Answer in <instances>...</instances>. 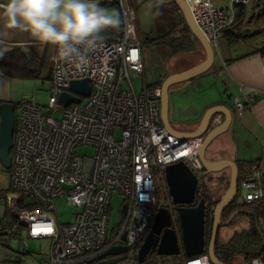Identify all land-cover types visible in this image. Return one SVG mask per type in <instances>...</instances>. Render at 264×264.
<instances>
[{
  "label": "built area",
  "instance_id": "1",
  "mask_svg": "<svg viewBox=\"0 0 264 264\" xmlns=\"http://www.w3.org/2000/svg\"><path fill=\"white\" fill-rule=\"evenodd\" d=\"M106 1L121 14L115 39L103 41L87 62L79 65L61 59L56 50L48 105H40L34 97L16 105L20 114L12 148V187L0 193L15 223L7 219L1 223L26 253V238L47 241L43 260L32 258L35 264H78L116 246L129 248L137 262L133 264H139L137 253L163 207L169 209L171 228L181 243L180 220L169 195L166 168L184 162L199 176L204 169L198 152L209 133L224 121L223 115L215 116L207 133L197 138L181 139L166 130L160 87L145 82L138 93L134 82L145 76L138 8L147 0ZM156 1L174 4L173 0ZM186 1L196 26L218 54L219 40L235 23L238 7L257 5V0H231L229 6L219 8L211 0ZM177 14L183 17L180 9ZM84 79L91 84L88 97L70 91L72 81ZM64 92L81 102L64 105L59 98ZM256 102L253 96L236 99L238 116L245 115ZM87 148H93V155L83 153ZM157 178L167 192L168 205L163 207ZM238 188V197L245 204L264 200L259 165L252 166L250 176L241 180ZM117 194L123 201L120 220L112 227V203ZM59 199H66L75 209L73 222L63 224L52 215ZM182 255L183 251L178 256ZM183 264L213 263L205 252Z\"/></svg>",
  "mask_w": 264,
  "mask_h": 264
},
{
  "label": "crops",
  "instance_id": "2",
  "mask_svg": "<svg viewBox=\"0 0 264 264\" xmlns=\"http://www.w3.org/2000/svg\"><path fill=\"white\" fill-rule=\"evenodd\" d=\"M105 1L106 0H100V4ZM211 1L219 8L227 6L220 0ZM0 2H2V0H0ZM114 8L116 9V7ZM257 12L258 10L251 11V8L248 7V18L251 17L252 13L256 14ZM168 21L167 23L161 20L159 22V26L162 27L163 32L169 31ZM258 28L263 29L261 25ZM258 28L256 27L255 22L249 23V19L239 27L233 25L229 28L232 33L238 35V38L236 40L233 38L231 39L232 42L228 44L230 46L228 49L232 48V46H243V50L239 54H228L229 58H225L220 53L221 61L217 66L214 63L213 68L206 72L205 75L194 78L195 81L192 88L199 90L201 92L199 96L201 97L192 98L191 96H184L180 98V103H182L183 100L186 101L184 103L187 105L185 116L178 113V109L180 107L177 104L180 99L178 101L174 100L172 104L171 117L175 129L182 132H195L198 129L205 113L209 109L218 106L226 107L231 112V115H233V123L229 131L222 134L221 137L217 138L209 147L206 152L207 158L213 161L227 160L233 163L235 162L238 164V168L239 164H243L245 167L243 170L245 171V174L243 173L244 177H247L248 175L250 176V171L253 165H259L261 175L263 176L264 187V54L261 52V49L264 48V33H261L260 35L257 34V30H259ZM173 29L175 32L181 31L178 27H173ZM241 29L243 37H239ZM139 33L142 38V33L140 32V21ZM225 34L222 38H220V41L229 39ZM191 40L194 43L193 51L178 53L184 56L177 54V56L182 59V62L176 61L175 57H171V59H173L171 60V63H177L175 71H172L171 75L181 74V72L193 69V67L198 66L205 61L206 55L204 50L200 43H198L194 38L193 34L191 36ZM143 42L142 38V45ZM0 43L3 46L4 51H23L27 60H32V55L30 54L32 51L34 55L33 61L36 63V66H38L39 61L43 57V52H41L40 47L45 50L47 46L33 39L28 33L7 29L4 26L2 19H0ZM142 58L144 59L146 74L147 70L144 45L142 48ZM167 77L168 76H166L162 81H164ZM12 78V76L4 74L0 68V102L5 101L11 103V101H13L9 91ZM178 88L179 87L177 86L174 89L178 90ZM245 96H253L257 98V102L251 109L245 112V115L240 117L237 114L235 100L238 98H244ZM184 109L186 108L184 107ZM220 114L223 115V113ZM223 116L225 119V115ZM11 175L12 174L5 169L3 163L0 162V193H6L11 190ZM208 177H210L209 180H211L212 177H217L215 179L217 182L219 180L217 183L218 187L216 186L217 188L214 187V189L211 188L217 194L219 193L223 195L227 191L224 189V183H226L227 180L230 181L231 176L229 169H226L219 174H211ZM249 210V207L243 206L241 208L243 213L239 216H234V218H236L235 224L238 223L240 226L235 232L248 229L250 227ZM4 219L12 222L13 217L7 209L6 204L0 200V236L3 239H5L4 236L7 235L6 227H4L3 223H1ZM29 250L27 252V256L29 258H33L32 256H34V252ZM46 251L43 252V256L40 260H38V262L43 260ZM9 257L10 256H8L7 253H0V264H6ZM237 260L241 261V264H244L242 258L239 257ZM254 264L256 263L254 262Z\"/></svg>",
  "mask_w": 264,
  "mask_h": 264
},
{
  "label": "water",
  "instance_id": "3",
  "mask_svg": "<svg viewBox=\"0 0 264 264\" xmlns=\"http://www.w3.org/2000/svg\"><path fill=\"white\" fill-rule=\"evenodd\" d=\"M260 1L257 0V6H260ZM174 4L183 13V19L186 22L189 31L193 34L194 38L200 43L206 55L205 61L193 67V69L181 72V74H174L167 77L161 86V118H163V124L166 130L170 134H174L176 137L184 138H197L202 136L208 131V126L211 120L220 113L225 115L224 122L221 126L211 131L206 137L205 143L199 150L200 162L203 165V176H209L211 174H219L224 170H230V181L227 191L221 198V202L214 209L213 229L211 234V241L206 248L205 238V218H206V202L201 199L197 206H193L196 199L197 189L200 184V177H198L184 162L173 163L166 168L165 179L167 180V187L172 203L175 207L177 215H179L180 227H181V243L178 239L177 232L171 228L172 215L168 208H159L156 217L152 223L151 231L143 240L138 251V263L142 264L146 262L149 256L153 253H157L160 257L172 256L177 257L182 251L187 256H201L203 253L208 252L211 263L213 264H225L221 262L214 250L217 243V236L219 229L223 225H228L232 219L227 222H223V212L232 203L236 202L240 207L244 206V202L238 196V181H239V168L237 163L231 161H213L207 158V151L212 143L222 134L229 131L233 123V115L224 106L213 107L209 109L203 119L201 120L198 129L195 132H182L175 129L171 117L172 105H171V93L170 91L182 83L194 80V78L203 76L206 72L213 68L215 61V54L212 45L202 32L196 26L194 18L192 17L190 6L186 0H173ZM70 91L74 92L82 97H88L91 93V84L88 79L82 81H72L70 84ZM60 101L69 106L71 103H80L81 99L75 97L66 92L60 94ZM16 104L10 102L0 103V162L3 163L5 169L12 168V151L14 145V134L16 130ZM127 206L122 210V213H126ZM129 248L125 246H116L106 250L103 256H116L121 254H127ZM127 257L117 259L107 264H117L125 261ZM81 261L78 264H83Z\"/></svg>",
  "mask_w": 264,
  "mask_h": 264
},
{
  "label": "rangeland",
  "instance_id": "4",
  "mask_svg": "<svg viewBox=\"0 0 264 264\" xmlns=\"http://www.w3.org/2000/svg\"><path fill=\"white\" fill-rule=\"evenodd\" d=\"M225 5L229 6L231 0H220ZM226 6V7H227ZM224 7V8H226ZM113 10H116L113 6L107 7ZM138 20L140 21V32L142 33L143 38V45L145 48V57H146V74L145 78L140 77L138 79H135V86L137 92H141L144 88L145 82L149 86L152 87H158L163 84L164 81H162L166 76H170L172 71H175L176 62L174 64L171 63V57H175L176 61H181L182 59L177 56L178 53H173V51H176V49L171 47V38H174L176 36H180L183 34L182 31L175 32L173 27H178L179 23L181 22V18L178 16L177 11L173 6L170 4L161 5L156 0H147L145 3L142 4L141 7L138 8ZM119 11V10H116ZM164 17V18H163ZM167 21L169 22L168 30L164 31L162 30V27L159 26V22ZM162 30V31H161ZM243 33L242 29L239 34ZM141 38V42H142ZM231 39L225 41L219 40V47H220V53L225 58H229L228 54L234 53L239 54L243 50V46H232V48L228 49L230 47L228 44L231 43ZM1 45V43H0ZM40 47L41 52H43V57L39 61L38 66H36V63L33 61V52L31 51L30 54L32 55V60H27V62L30 64V68L34 71L36 70L37 76L34 78H12L11 85L9 87L10 96L12 97L11 101L14 104H18L23 99L31 100L33 97L37 100V102L46 107L49 103V95H50V80L47 78L48 72L53 69L54 66V57L56 49L52 46H46V49ZM183 53V52H182ZM215 54V65L217 66L218 63H220L221 58L220 54L216 50H214ZM181 55V54H178ZM184 56V55H181ZM144 63V59H143ZM183 64V63H182ZM181 66V65H178ZM145 67V63H144ZM195 80L182 83V85H179L178 90L172 89L170 91L171 93V105L173 104V101H178L181 97L184 96H191L192 98L195 97H201L199 94L201 93L199 90H195L193 87V83ZM181 86V87H180ZM177 87V86H176ZM181 99L179 100V109L178 113L182 116L186 115L187 111V105L184 103L186 102L183 100L182 103H180ZM173 106V105H172ZM184 107L186 109H184ZM183 108V109H182ZM20 112L16 111V116H19ZM84 154L93 155L94 150L93 148H87L83 152ZM13 154V151H12ZM9 173L12 172V168L8 170ZM200 179L203 178L202 172L199 174ZM217 177H212L211 180H207L206 185L208 189L211 190V188L214 189L219 182L215 180ZM157 183L159 185V204L161 207L168 205L166 197L167 192L165 191L163 185L161 184V180L157 178ZM221 179V178H220ZM216 184V185H215ZM218 187V186H217ZM216 187V188H217ZM212 189V190H213ZM216 192L213 191V194ZM123 198L120 195H115L113 203H112V210H111V225L112 227L115 226L120 220L119 218V211H120V204L122 203ZM56 208L57 212H53L52 215L58 220L59 222L66 224L71 223L74 221V212L75 209L72 207H69L67 205L66 199H59L56 202ZM225 222H227L225 220ZM224 222V223H225ZM240 226L237 224L235 225H223L221 226L220 236L222 243H226L230 240L231 236L234 234L235 231H237V228ZM7 234V233H6ZM23 237L25 238V229H22ZM8 235V234H7ZM5 235V239H3L0 236V253H7L9 259L6 261V264H35L32 261V258H29L27 256V253L23 248L18 247L17 238L15 236ZM15 238V239H14ZM26 241L28 242V246H30V250L34 252L33 258H36L37 261L41 259L43 256V252L46 251L47 248V241L42 240H33L26 238ZM256 262V261H255ZM137 263L136 261L132 260L131 255H129V259L124 264H133ZM177 264L175 257L172 256H165L160 257L157 255V253H153L149 256L148 260L142 264ZM183 264V262H182ZM235 264H241V261H238ZM260 264V262L258 263Z\"/></svg>",
  "mask_w": 264,
  "mask_h": 264
},
{
  "label": "trees",
  "instance_id": "5",
  "mask_svg": "<svg viewBox=\"0 0 264 264\" xmlns=\"http://www.w3.org/2000/svg\"><path fill=\"white\" fill-rule=\"evenodd\" d=\"M104 7H110L112 6L107 1L104 3H101ZM175 8L176 11H178V7L175 6V4H170ZM114 7V6H113ZM252 10H258V12L252 13L251 17L248 18V7L240 5L237 9V18L235 20L234 26H241L246 20L249 19V23L255 22L256 27H263V29L258 28L257 34L264 33V0L260 1V6H254L252 7ZM183 25V27H181ZM258 25V26H257ZM121 27V26H120ZM179 30L183 32L182 35L171 38V47L176 49V51H173V53H181V52H191L194 48V43L191 40L192 33L189 31V28L187 27L185 20L181 17V22L178 26ZM229 31V32H228ZM226 32L225 35L228 36L230 39L236 40L238 35L232 33L229 29ZM118 32V29H109L106 32H104L102 35L104 37L103 41H113L116 37V33ZM239 37H243V34H239ZM0 52L3 53V55H0V68L3 71L4 74L8 76H12L14 78H34L38 74H36V70H32L30 68V64L27 62L26 55L23 51H4L3 46L0 45ZM261 52L264 54V48L261 49ZM51 70L48 72L47 78L51 80L52 74ZM162 86V85H161ZM161 86H158L161 88ZM1 103V102H0ZM17 105V104H16ZM12 154V153H11ZM243 164H239V181L238 186L240 184V181L249 177V175L244 177L243 173L244 170ZM245 174V173H244ZM209 180V179H208ZM207 178L203 176L202 179H200V184L198 187V191L196 194L195 203L193 206H197L201 199H204L206 202V218H205V238H206V248L208 247L210 241H211V234L213 229V220H214V209L215 207L221 202V198L224 196L221 194H213V190L208 189L206 182ZM222 181V180H221ZM229 181L227 180L226 183H224V189H228ZM238 197V196H237ZM244 206H247L250 208L249 216H250V227L248 229H243L241 231L235 232L230 240L226 243H222L220 236L221 228L219 229L218 233V240L215 245V252L217 257L221 262H224L225 264H235L236 260L242 258L244 261V264H254L255 261H259L261 264H264V200H261L260 202L252 203V204H244ZM241 208L237 200L236 202L232 203L228 208L224 210L223 219L225 220H231V222L228 225L235 224L234 216H239L243 212L241 211ZM12 223L14 222V219H12ZM196 256H177L175 257V260L177 264H182L184 260H189L190 258H193ZM152 264V263H150Z\"/></svg>",
  "mask_w": 264,
  "mask_h": 264
},
{
  "label": "clouds",
  "instance_id": "6",
  "mask_svg": "<svg viewBox=\"0 0 264 264\" xmlns=\"http://www.w3.org/2000/svg\"><path fill=\"white\" fill-rule=\"evenodd\" d=\"M0 19L7 29L28 33L78 65L102 46L104 32L122 24L120 12L100 0H2Z\"/></svg>",
  "mask_w": 264,
  "mask_h": 264
},
{
  "label": "flooded vegetation",
  "instance_id": "7",
  "mask_svg": "<svg viewBox=\"0 0 264 264\" xmlns=\"http://www.w3.org/2000/svg\"><path fill=\"white\" fill-rule=\"evenodd\" d=\"M210 176V175H209ZM207 179H210V177H206ZM106 250H104L105 252ZM104 252L99 253V254H93L92 256H89L83 264H107L108 262H113L116 261L117 259L120 258H125L127 257V259L125 261L119 262L117 264H124L128 259H129V255L131 253V250L128 251L127 254H121V255H116V256H103Z\"/></svg>",
  "mask_w": 264,
  "mask_h": 264
}]
</instances>
